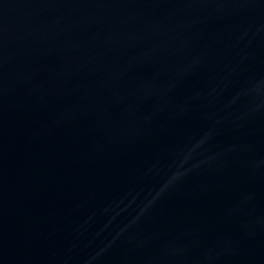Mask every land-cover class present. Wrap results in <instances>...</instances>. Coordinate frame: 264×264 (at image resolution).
<instances>
[{
    "label": "water",
    "instance_id": "95a60500",
    "mask_svg": "<svg viewBox=\"0 0 264 264\" xmlns=\"http://www.w3.org/2000/svg\"><path fill=\"white\" fill-rule=\"evenodd\" d=\"M0 264H264V0H0Z\"/></svg>",
    "mask_w": 264,
    "mask_h": 264
}]
</instances>
